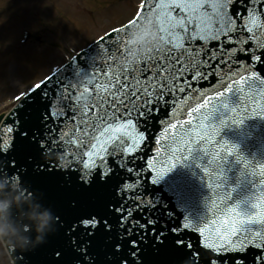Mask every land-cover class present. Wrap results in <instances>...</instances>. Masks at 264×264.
I'll use <instances>...</instances> for the list:
<instances>
[{
	"label": "snow or ice",
	"instance_id": "1",
	"mask_svg": "<svg viewBox=\"0 0 264 264\" xmlns=\"http://www.w3.org/2000/svg\"><path fill=\"white\" fill-rule=\"evenodd\" d=\"M105 40L89 74L46 78L47 90L34 85L0 113V170L63 209L54 233L68 243L52 244L43 264H150L162 252L166 264H264V163L220 136L226 121L264 117V0H140ZM37 90L47 106L40 128L26 130L18 112ZM229 155L258 177L250 211L230 200ZM189 159L209 189L198 224L150 189ZM85 205L95 213L69 223ZM98 225L106 235L95 241ZM24 264L38 262L25 253Z\"/></svg>",
	"mask_w": 264,
	"mask_h": 264
},
{
	"label": "rangeland",
	"instance_id": "2",
	"mask_svg": "<svg viewBox=\"0 0 264 264\" xmlns=\"http://www.w3.org/2000/svg\"><path fill=\"white\" fill-rule=\"evenodd\" d=\"M136 1L0 0V112L50 67L129 18ZM27 30L32 38L23 41Z\"/></svg>",
	"mask_w": 264,
	"mask_h": 264
},
{
	"label": "water",
	"instance_id": "3",
	"mask_svg": "<svg viewBox=\"0 0 264 264\" xmlns=\"http://www.w3.org/2000/svg\"><path fill=\"white\" fill-rule=\"evenodd\" d=\"M97 49L95 48V51H96ZM78 62H82L80 59H78ZM86 69H87V67H86ZM90 70V69H89ZM202 91H203V89H202ZM237 93H232L231 95H230V97H231V99H230V102H232L233 103V101H238V95H236ZM50 97V96H49ZM30 103H28V104H26V105H29ZM41 115V114H40ZM220 113L219 112H216V113H214L213 114V117H212V119L213 120H219V118H220ZM38 118V117H37ZM183 118V117H182ZM224 125H226V126H228V127H236L235 125L236 124H234V123H232V122H230V121H226L225 122V124ZM233 128V129H234ZM56 156H57V158L59 159L60 158V154H55ZM198 174H196V172H194L193 173V176H197ZM62 176H63V173H60V172H57L55 169H53V172H52V174H51V177H50V179L53 181V182H57V181H60L61 179H62ZM193 180H194V178H193ZM182 188H184V185L183 186H181V187H179L178 189H179V196L181 197V198H183L182 197V194H184V196L185 195H187V193H186V189H183L182 190ZM159 190H161L160 188H157V189H155V191H159ZM54 192V191H53ZM155 194H156V196L159 198V194L157 193V192H155ZM160 199V198H159ZM55 204V203H54ZM89 206H92V205H89ZM95 207H91L90 208V210H92V209H94ZM61 210H63V209H61ZM77 215V213H74L72 216H69V218H68V220L69 219H74V217ZM178 216V215H177ZM179 217V216H178ZM70 223H71V221H70ZM103 237H105V233L103 232V228H102V226L101 225H99L98 226V229L96 230V232H95V234H94V237H93V239L95 240V241H99L101 238H103Z\"/></svg>",
	"mask_w": 264,
	"mask_h": 264
},
{
	"label": "clouds",
	"instance_id": "4",
	"mask_svg": "<svg viewBox=\"0 0 264 264\" xmlns=\"http://www.w3.org/2000/svg\"><path fill=\"white\" fill-rule=\"evenodd\" d=\"M48 213L45 212L40 216V223L37 225V230L39 231L47 223ZM0 233H3V227L0 226ZM39 239V237H37Z\"/></svg>",
	"mask_w": 264,
	"mask_h": 264
}]
</instances>
